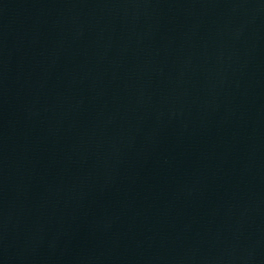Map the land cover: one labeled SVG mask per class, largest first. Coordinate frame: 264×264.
Listing matches in <instances>:
<instances>
[{
	"label": "water",
	"instance_id": "obj_1",
	"mask_svg": "<svg viewBox=\"0 0 264 264\" xmlns=\"http://www.w3.org/2000/svg\"><path fill=\"white\" fill-rule=\"evenodd\" d=\"M233 264H264V99L244 191Z\"/></svg>",
	"mask_w": 264,
	"mask_h": 264
}]
</instances>
